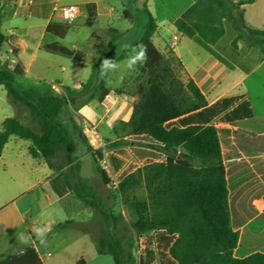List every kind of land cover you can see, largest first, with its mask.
Here are the masks:
<instances>
[{"label": "trees", "instance_id": "obj_1", "mask_svg": "<svg viewBox=\"0 0 264 264\" xmlns=\"http://www.w3.org/2000/svg\"><path fill=\"white\" fill-rule=\"evenodd\" d=\"M243 4L195 0L176 19L175 26L217 60L233 67L214 48L224 35V20L236 31L234 47L244 40L264 52V29L246 23ZM92 7L86 5L87 9ZM144 12L147 23L136 44L146 62L154 66L148 78L149 90L129 121L120 122L116 128L117 132H127V138L137 145L130 147V153L126 149L129 143L123 139L105 140L104 146L115 151L109 153L108 163L111 172L117 174L122 195L135 189L141 180L135 171L137 164H127L131 156L144 164L151 162L150 172L158 181L148 200L136 203L137 219L122 226L124 235L91 233L97 252L112 256L114 264H264V213L257 215L252 204L264 193V133L217 126L252 117L251 103L237 95L209 104L193 79L181 77L184 66L175 52L167 47L164 54L154 45L157 23L146 7ZM5 39L0 32V45ZM134 46H124L118 58L131 53ZM17 53L13 47L12 55ZM23 73L20 63L13 68L6 63L0 66V84L17 109L14 117L2 123L0 157L11 136L30 140V154L43 158L58 172L52 179L58 195L70 190L94 211L102 210L92 187L73 169L78 137H73L61 122L65 106L73 104L71 99L54 92L35 97L17 84L16 78ZM92 98L94 92L87 100ZM23 108L28 111V120L20 117ZM178 149L182 154L176 156ZM164 155L167 160L160 161ZM191 159L200 165L193 166ZM66 166L71 169L65 171ZM100 172L108 184L110 177L104 170ZM113 218L117 221L115 215ZM69 224L88 232L85 226L70 220L59 227ZM148 232L152 235L135 255L133 236L140 238ZM41 263L40 254L32 246L0 261ZM78 263L83 264V260Z\"/></svg>", "mask_w": 264, "mask_h": 264}, {"label": "crops", "instance_id": "obj_2", "mask_svg": "<svg viewBox=\"0 0 264 264\" xmlns=\"http://www.w3.org/2000/svg\"><path fill=\"white\" fill-rule=\"evenodd\" d=\"M8 1L9 7L14 6L17 9L14 15L20 14V9L24 6L27 11L26 20L44 21V30L53 24L54 18L59 20L57 9L61 6L56 4L51 6L52 0ZM57 1L55 0V2ZM232 1L244 2V18L249 26L264 29V0ZM194 2L195 0H144V7L149 10L157 23V31L152 37L154 45L164 54L167 52V47L175 52L184 66L185 75L193 79L209 104L224 97L237 95L251 103L252 117L238 120L232 125L218 123L217 126H230L264 133V52L258 47L249 46L244 40H239L234 47L232 43L236 37V31L228 20H224V35L216 42L214 48L233 67L217 60L195 41L181 34L175 26L176 19ZM73 3L83 7L84 12L80 19L81 27L93 31L90 37L83 39V44L89 52L98 54L101 51L102 57L98 54L97 58V71L103 76L100 92L94 98L81 103L76 111L80 114V120L84 125L83 131L89 147L94 150L103 148V155L108 163L109 153L115 151L105 148L102 144L105 143V140L119 139V133H122L116 131L119 123L128 122L134 108L146 100L149 90L148 78L154 66L148 64L142 56L138 61H142L143 64L137 74L133 71L129 72V67L121 68V62L136 51L135 47L139 46L142 53L137 42L132 43L135 44L132 52L124 58L119 59V56L110 58L111 48L114 49L120 39L131 37L132 31L129 28H114V8L107 0H73L69 4ZM88 4H93L94 7L87 9L86 5ZM3 9L0 4V14ZM130 20L132 21V19ZM1 27L2 23L0 32L5 37L9 35L14 37L15 47L18 51L15 61L21 64L24 71L23 75L17 78V84L28 76L35 77L33 68L36 61L44 58L49 61L48 57H41L39 54L43 47V33L32 34V37L28 35L27 30L33 31L38 27L34 24L28 29L23 25L21 29L13 26L3 31ZM25 30L26 32H24ZM96 32L101 33L102 43L95 37ZM30 37L32 41L29 40ZM7 58L12 57L7 56ZM58 65H60L59 62ZM135 68L137 69V66ZM76 86L77 84L73 85V88H77ZM45 87L38 89L41 95L46 93L45 90L48 89V86ZM0 93L7 96V91L2 84H0ZM16 114L17 109L9 99L8 103L2 99L0 101V130L3 121ZM87 125L95 129L94 136H90ZM128 140L131 143L126 146V149L130 153V147L137 143ZM30 146V140L11 136L0 157V261L32 246L41 256V264H45L39 245L47 240H72V236L63 237L62 233L67 231L64 227H59V224L68 220L80 224L77 220V218L80 220V211L66 205V197L70 193L74 194L73 192L67 190L62 195L55 192L52 179L58 175V172L53 170L43 158L33 157L29 152ZM130 162L136 163L137 166L140 163L144 164L133 156L127 160V164ZM113 175L117 178V174ZM108 176L110 177L109 174ZM259 176L260 174H257V177ZM78 177L85 181L82 175ZM109 183L105 185H109ZM51 196L54 197L53 201ZM74 196L80 199L75 194ZM44 199L46 203H44ZM252 204L257 210V215L264 213V193L262 196L254 198ZM76 234L79 236L86 234L93 241L89 232L77 229ZM97 254L99 253L97 252ZM83 264H86L84 260Z\"/></svg>", "mask_w": 264, "mask_h": 264}, {"label": "rangeland", "instance_id": "obj_3", "mask_svg": "<svg viewBox=\"0 0 264 264\" xmlns=\"http://www.w3.org/2000/svg\"><path fill=\"white\" fill-rule=\"evenodd\" d=\"M107 1L114 8V28H129L132 31L131 37L128 39H120L116 47L114 49L111 48L110 58H116L121 54L124 46L135 43L140 39L147 23V15L144 12V0ZM8 2V0H0V4L4 8L0 14L1 29L6 31L13 26L21 29L23 25L28 29L32 24L37 25L38 27L35 28L36 31L35 29L33 31L27 30L28 35L32 37V34L39 35L43 33V47L39 54L41 57L49 58V61H46V58L37 60L33 68L35 77L28 76L22 79L18 85L24 90L34 92L33 95L35 97L41 95L38 89L48 86V89L45 90L46 93L54 92L71 99L73 104L68 103L65 106L61 122L73 137H78L76 160L73 164V169L77 176L82 175L86 183L92 187L95 196L102 204V210L94 211L83 200L76 198L72 193L66 197V205L70 208L79 209L80 220L78 218L77 220L81 225L85 226L89 233L122 236L124 235L122 226H129L130 223L137 219L136 203L148 200L150 194L155 191L153 187L158 180L150 172L149 168L151 166L149 165L151 162L146 164L140 163L135 169L141 176L139 185L127 194L122 195L118 191L119 183L116 176L110 172L106 157L103 155V158L99 159L95 153L96 150L92 148L94 150L93 152L90 150L91 147L90 149L88 148V141L83 131L84 125L82 120H80V114L77 113L76 108L89 99L92 92H94V96L100 92V87L103 82V76L97 71V58L99 55L102 57L101 51H99V55L94 52H89L83 44V39L90 37L93 31L88 28H82L81 20L73 25H65L57 18H54L53 24L47 30H44V21H34L35 19L26 20L27 11L24 9L26 7H21V13L14 15L17 9L14 6L9 7L7 5ZM71 2L73 0H58L57 2L52 0L51 6L54 4L63 6ZM126 11H128V14ZM21 31L23 32V30ZM95 37L102 43L103 37L100 32H96ZM13 47H15L14 37L9 35L0 45V66L6 63L11 68L15 67L16 63H11L7 58V56L11 55ZM135 48L136 51L121 62L120 66L122 69L129 67V72L133 71L137 74L143 64L142 61L138 60L143 55L139 50V46ZM58 62L60 65H58ZM136 66L137 69L135 68ZM181 77L184 80L187 79L184 72L181 73ZM62 82L63 84H61ZM75 84H77L76 87L78 89L73 88ZM73 92L75 94H72ZM2 99L8 103L7 96L0 93V101ZM20 117L28 120V111L25 108L21 110ZM77 119H79L78 125L75 124V120ZM33 125L36 126V124ZM87 128L90 136H94L95 129L90 125H87ZM119 139H123L129 144L131 143L125 131L119 133ZM181 154L182 151L180 149L175 153L176 156ZM87 155L90 156L88 157ZM167 158L164 155L160 161H166ZM189 161L195 167L200 165L196 159ZM77 166H79L78 170L76 168ZM70 169L68 166L64 168L65 171H69ZM100 169L110 175L111 181L109 185H105ZM51 198L53 201L54 197L51 196ZM44 203H46L45 199ZM114 215L117 217V221L113 218ZM77 229L75 226L69 224L65 227L67 232L62 233L63 237L65 236L66 238L72 236V240H47L39 245L40 252L44 256L45 264H82L78 263L82 259L86 264H114L112 256L97 254L93 241L86 234H81L80 236L76 234ZM150 235L152 233L148 232L141 235L140 238L137 235L133 236L135 246L132 250L135 255H138L140 249L143 247V243L147 241Z\"/></svg>", "mask_w": 264, "mask_h": 264}, {"label": "built area", "instance_id": "obj_4", "mask_svg": "<svg viewBox=\"0 0 264 264\" xmlns=\"http://www.w3.org/2000/svg\"><path fill=\"white\" fill-rule=\"evenodd\" d=\"M57 12H58V18L63 24L73 25L74 23H76L77 21H79L81 19L84 11H83V7L81 5L73 3V4H67V5H63V6L59 7L57 9ZM10 56L12 58H10L9 61L11 63H17L14 61L15 56L12 55V52H11ZM53 87L55 88L54 85H53Z\"/></svg>", "mask_w": 264, "mask_h": 264}, {"label": "water", "instance_id": "obj_5", "mask_svg": "<svg viewBox=\"0 0 264 264\" xmlns=\"http://www.w3.org/2000/svg\"><path fill=\"white\" fill-rule=\"evenodd\" d=\"M78 122H79V120H78ZM95 153L99 159L103 158V148H98Z\"/></svg>", "mask_w": 264, "mask_h": 264}]
</instances>
